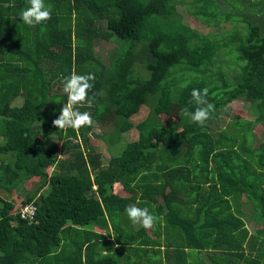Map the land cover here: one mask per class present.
<instances>
[{
    "label": "trees",
    "instance_id": "obj_1",
    "mask_svg": "<svg viewBox=\"0 0 264 264\" xmlns=\"http://www.w3.org/2000/svg\"><path fill=\"white\" fill-rule=\"evenodd\" d=\"M44 2L51 18L29 27L19 18L27 0H0V264H264V141L245 139L264 122V2ZM113 40L104 64L93 43ZM72 72L95 75L79 110L112 113L111 131L52 125ZM204 88L214 111L199 126L183 109L194 112L191 92ZM240 98L254 121L214 126ZM132 129L136 138L106 161L90 145L114 146ZM241 197L263 222L252 233ZM27 204L32 220L19 217ZM131 205L147 207L155 226L133 225Z\"/></svg>",
    "mask_w": 264,
    "mask_h": 264
},
{
    "label": "clouds",
    "instance_id": "obj_2",
    "mask_svg": "<svg viewBox=\"0 0 264 264\" xmlns=\"http://www.w3.org/2000/svg\"><path fill=\"white\" fill-rule=\"evenodd\" d=\"M27 4L28 6L19 13V18L25 25L29 27L42 25L51 18V6H46L44 0H27ZM94 79L93 73L80 75L72 72L64 77L62 91L66 94L67 100L60 108L58 117L51 122L56 129L65 132L68 129L78 131L82 127L93 125L91 114L87 111L81 112L79 106L87 102L88 93L93 88L91 82ZM208 91L207 88L193 89L189 103L196 105L195 110L190 113L187 108L183 109L184 115L189 116L191 121L199 126H204L214 111V105L206 100ZM125 212L133 225L146 230L152 229L158 220V217L152 214L147 207L131 205L126 207Z\"/></svg>",
    "mask_w": 264,
    "mask_h": 264
},
{
    "label": "rangeland",
    "instance_id": "obj_3",
    "mask_svg": "<svg viewBox=\"0 0 264 264\" xmlns=\"http://www.w3.org/2000/svg\"><path fill=\"white\" fill-rule=\"evenodd\" d=\"M179 1V0H178ZM181 1V0H180ZM185 3H188L190 0H182ZM253 1V0H250ZM257 1H263L264 0H257ZM177 9L181 10L182 13V17L183 20L185 21V23L192 27V28H196L198 29L200 32H206L205 28H202L198 22L195 21V19H193L190 16H187V14L183 11L185 10L182 6L177 5ZM254 16H257L259 14L255 13L253 14ZM116 43L117 41L113 40L110 42H100V41H95L93 43V51L95 56L101 60L104 64H106L108 62V60L110 59L111 55L114 53V50L116 49ZM120 43L118 44L117 48L120 47ZM220 66H224V64H220ZM234 69H230L228 70L227 75L231 74L233 72ZM18 103H16L17 105ZM253 104H248L246 103L243 98H240L238 100L232 101L229 104L226 105V108L221 109L217 116H216V120H215V124L214 126L218 125L221 129L225 128L227 126V124L231 121H233V117L234 115H236L238 117V119H240L241 121H254L255 119V114H254V110H253ZM144 106H142L140 109H142ZM148 109L146 107H144L141 110V113L139 111V113L130 119L131 122H133V124L138 123L139 121H141L145 115L147 114ZM105 112H101V115H94V123H93V128H92V132L93 134H100V132H109L111 131V124H112V113H105ZM171 116H168L167 118L165 117H161V119L166 120V121H171L172 118L170 119ZM137 136V133L134 129L129 130L128 132L122 133L120 135V139L118 141V143L114 146L111 147H107L106 145L103 144V142L99 139V138H89L90 140V145H92L96 152L99 153L100 157L102 158L103 161H106L111 155H115L117 153H119L120 149L129 141L135 139ZM245 139H246V144L249 145L250 147H256L258 145L259 142L264 141V122H259L258 124H256L252 131L249 133L245 134ZM52 171V170H51ZM50 172V170L48 171ZM27 183V182H26ZM30 183V181H29ZM28 183V184H29ZM30 189H24L22 191L28 192L34 190V183H30L29 184ZM27 190V191H26ZM21 192V191H20ZM116 194L119 196H123L125 194H123L120 189L118 188L116 191ZM18 194L21 195V193L18 192ZM17 194L16 198H9V200H16V202L18 203L19 199L21 200L23 198V196H19ZM8 198V197H6ZM19 198V199H17ZM241 200H243L242 202V207H244V211L246 212L245 215H247L245 217V225L246 228L248 230L249 233L254 232L255 230H258L259 228H261V226L263 225V222L259 219L258 214H249L250 213V209L248 205H245V200L244 198H242ZM159 201H164V198L161 197L159 198ZM15 203V202H14ZM244 203V205H243ZM249 214V215H248ZM99 233H102V231H99ZM201 256V255H200Z\"/></svg>",
    "mask_w": 264,
    "mask_h": 264
},
{
    "label": "built area",
    "instance_id": "obj_4",
    "mask_svg": "<svg viewBox=\"0 0 264 264\" xmlns=\"http://www.w3.org/2000/svg\"><path fill=\"white\" fill-rule=\"evenodd\" d=\"M35 213V208L32 204L24 205L19 209V217L21 219L32 220Z\"/></svg>",
    "mask_w": 264,
    "mask_h": 264
},
{
    "label": "crops",
    "instance_id": "obj_5",
    "mask_svg": "<svg viewBox=\"0 0 264 264\" xmlns=\"http://www.w3.org/2000/svg\"><path fill=\"white\" fill-rule=\"evenodd\" d=\"M243 197H241V199H242ZM241 202H243V200H241ZM243 205H244V203H243ZM245 207V206H244ZM244 207H242V204H241V206H240V210H241V212L242 213H246L245 211H244ZM247 229V228H246ZM163 248V247H162ZM161 248V249H162ZM201 255V256H200ZM198 258L199 259H201L204 263H206L207 262V256H206V254H203L202 252H201V254H199L198 255ZM188 260H189V258H188ZM161 264H176L175 262H173V261H171V260H163L162 261V263Z\"/></svg>",
    "mask_w": 264,
    "mask_h": 264
}]
</instances>
